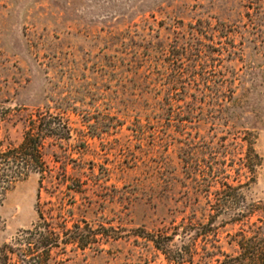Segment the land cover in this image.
I'll use <instances>...</instances> for the list:
<instances>
[{"label":"rangeland","instance_id":"374dc122","mask_svg":"<svg viewBox=\"0 0 264 264\" xmlns=\"http://www.w3.org/2000/svg\"><path fill=\"white\" fill-rule=\"evenodd\" d=\"M38 110L67 121L44 158L80 186L41 202L109 236L58 264H176L193 244L214 256L183 264H216L264 233V0H0V139L20 143ZM224 183L247 219L217 208ZM37 189L30 174L0 201V249L36 222ZM191 220L206 241L183 237Z\"/></svg>","mask_w":264,"mask_h":264},{"label":"trees","instance_id":"16d2710c","mask_svg":"<svg viewBox=\"0 0 264 264\" xmlns=\"http://www.w3.org/2000/svg\"><path fill=\"white\" fill-rule=\"evenodd\" d=\"M70 139V128L67 121L59 115H52L48 111L37 113L28 120L26 130L20 143L13 145L0 139V201L5 193L14 183L25 180L30 174L38 176V189L36 195L35 209L37 212L36 222L20 234L10 244H4L0 249V264H58L55 255L64 254L68 246L85 250L86 248L98 249L101 241H107L109 236L105 234L102 226L93 227L85 221L68 226L69 210L63 205L59 207L49 206L50 202H41L44 193L53 196L57 192L62 193L64 187L69 193L76 192L79 184L67 185L68 176L65 170H56L50 166L44 158V147L46 144L60 146L62 142ZM250 154H255L252 148L247 150L248 166L256 165ZM257 157V156H256ZM251 171V168H249ZM221 198L217 200V208L228 212L241 206L238 213L234 214L233 221L241 222L247 219L253 209L247 204L242 192V185L232 186L224 183ZM189 225L182 226L183 237L188 235L190 227L199 226L203 233L204 241L207 240L205 226L199 221L188 222ZM198 228V227H197ZM248 235L241 230L234 240L237 251L235 255H228L220 250L222 259H215L216 264H264V233L260 228L251 230ZM155 247L163 253L167 250L154 236H151ZM165 234L159 235V239H167ZM195 242V240H194ZM196 243V242H195ZM199 255L196 244L188 251L180 249L176 256V264L193 261ZM213 251L204 248L199 261L205 258H213ZM188 257V258H187Z\"/></svg>","mask_w":264,"mask_h":264}]
</instances>
